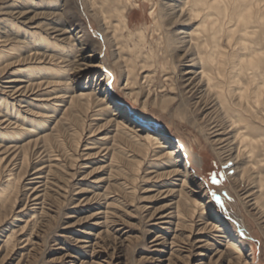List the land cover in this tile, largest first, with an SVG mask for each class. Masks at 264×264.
Here are the masks:
<instances>
[{
  "label": "rangeland",
  "instance_id": "374dc122",
  "mask_svg": "<svg viewBox=\"0 0 264 264\" xmlns=\"http://www.w3.org/2000/svg\"><path fill=\"white\" fill-rule=\"evenodd\" d=\"M12 2L0 0V19L20 31L0 25L1 32L8 47L23 49L18 61L9 55L0 65V96L21 99L12 107L21 117L19 135L0 141V154L15 147L4 155V166L11 165L0 169V187L7 170L16 178L7 209L0 207V264H264V211L254 206L259 189L240 182L246 160L218 150L230 143L207 131L211 110L195 111L182 93L188 65L179 62L184 52L173 39L193 34L197 22L179 13L192 1L17 0L15 8ZM262 30H253L256 39ZM31 34L49 44L36 46ZM35 52L45 55L43 63L31 61ZM43 66L64 69L48 74ZM30 67L38 69L28 75ZM101 76L110 78L109 90ZM105 89L142 124L188 151L203 188L183 184L181 170L160 166L155 158L167 147L156 157L139 154L126 133L143 140L146 131L105 110ZM5 108L0 124L8 119ZM250 125L264 134V127ZM207 200L210 207L195 206ZM216 214L240 243L225 238Z\"/></svg>",
  "mask_w": 264,
  "mask_h": 264
},
{
  "label": "bare ground",
  "instance_id": "6f19581e",
  "mask_svg": "<svg viewBox=\"0 0 264 264\" xmlns=\"http://www.w3.org/2000/svg\"><path fill=\"white\" fill-rule=\"evenodd\" d=\"M191 1L187 12L185 13L181 9L179 13L180 16L186 15L188 21L197 22V26L188 39L187 37L173 39L174 49L179 50L178 52H184L183 55L179 56V62H186V65H188V69L181 78L182 93L186 96L187 103L191 102V106L195 111L203 110V108L205 111L211 110L212 114L209 116L212 118L207 121V131H212L215 137H221L218 139L220 143L228 142L227 145L230 143V148L224 149L226 147H221L218 150L235 153V160H246L247 165L241 173L240 182H247L248 180L251 184L256 185L260 195L255 198L254 206L260 207L264 211V201L261 197L264 194V134L261 136L258 135V132L254 134L255 132L251 131L252 126L250 125L255 123L257 129H260L259 126L264 127V0ZM12 4L13 8L17 7V0H13ZM123 23L125 25L124 19ZM0 25L6 29V25L11 26V30L15 34L21 28L9 18L0 19ZM256 26L263 29L262 37L257 39L255 32H253ZM1 30L0 27V65L7 61L6 58L9 55L14 56V59L18 61L23 47L20 44L8 47L10 43H6L9 37ZM137 36L141 41L144 40L142 32H137ZM30 39L34 41L36 46H40L41 43L49 44V40L40 38L38 35L31 34ZM52 45L57 46L51 43ZM53 46L50 48L54 49ZM48 48L46 46V49ZM31 52L30 48L27 49V53ZM36 53L38 52L33 54L31 61L43 63L45 55L44 57H37L38 54ZM49 61H54L53 57H50ZM44 67H41L40 70L48 72V74H57L64 69L59 67L49 71ZM173 68L176 71L177 67L174 64ZM36 69L38 68H26L25 72L28 75L33 74ZM98 69L101 72L110 74L109 69L103 64ZM108 79L110 80V78ZM108 79L106 76H101L102 86L107 88ZM107 89L109 90V88ZM107 89L105 91H107L108 106L104 109L106 111L110 109L111 115L127 120L130 125H133V123L138 124L136 127L146 131L143 140L135 138L132 135L133 133H126L129 136V141L139 154L141 153L147 158L156 157L158 149L167 147L166 153L155 158L159 160L160 166L171 168L174 174L181 170L183 184L190 181L198 184L199 188H203V183L198 180L197 174L191 168V158L188 151L166 135L157 133L142 124ZM12 91V93L18 92L15 87ZM2 93L4 94V92ZM45 93L46 96H50L48 91ZM137 96L138 94L136 96L132 94L131 97L137 98ZM86 97L89 96L86 94L76 96L79 100H84ZM20 101L21 99L16 100L18 103ZM70 101L72 102V99ZM16 102L8 103L0 96V106L6 107V117L10 120H4V123L8 122L10 124L4 127L8 131L0 132V141H3L1 139L4 137L11 138L14 135H19L15 129H17V124L20 123L18 119L21 117V113L18 109L12 108ZM53 104L52 109L59 106L57 103ZM8 105L11 106L10 114L7 112ZM4 123L2 122L0 126ZM222 137H225V139H222ZM12 147L6 148V151L0 154V169L2 167L6 169L8 164L11 165V160L5 166L3 163L6 160L4 155L8 151L7 149L15 148ZM227 156L229 158V154ZM7 171L9 174L7 172L6 178L8 179L5 181V186L0 187V207L2 209H7L6 205L10 203L12 193L11 187L14 186L16 181V178L12 177V170ZM40 174L38 172L36 175ZM260 199H262V202ZM195 206L203 209V207H210V204L207 200L204 204L195 203ZM35 213L34 211L32 216ZM214 220L221 221L218 214L215 215ZM220 225L223 226L221 230L226 239L240 243L239 235L230 231L226 223L221 221Z\"/></svg>",
  "mask_w": 264,
  "mask_h": 264
}]
</instances>
